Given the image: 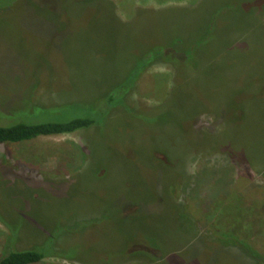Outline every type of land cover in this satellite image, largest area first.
<instances>
[{
  "label": "rangeland",
  "instance_id": "1",
  "mask_svg": "<svg viewBox=\"0 0 264 264\" xmlns=\"http://www.w3.org/2000/svg\"><path fill=\"white\" fill-rule=\"evenodd\" d=\"M124 82L98 125L0 144V256L264 264V0H0V125Z\"/></svg>",
  "mask_w": 264,
  "mask_h": 264
},
{
  "label": "trees",
  "instance_id": "2",
  "mask_svg": "<svg viewBox=\"0 0 264 264\" xmlns=\"http://www.w3.org/2000/svg\"><path fill=\"white\" fill-rule=\"evenodd\" d=\"M157 52L160 51L153 49L146 57L150 54L153 56ZM191 53L192 49L188 50L185 55ZM145 58H140L138 64L134 66L135 69L133 75H130L131 78L133 76L139 77L140 66L151 65L152 62H147L144 60ZM131 89L127 83L118 84L110 88L108 94H105L94 105H73L67 108L62 106L55 109L38 107L33 112L23 113L20 115L22 120L17 119L18 121L11 124L0 125V144L18 143L40 136L68 134L98 125L111 108L124 103L125 95ZM57 254L60 255L61 253L55 250L53 243L48 242L38 248L6 251L0 256V264H34L48 256Z\"/></svg>",
  "mask_w": 264,
  "mask_h": 264
}]
</instances>
